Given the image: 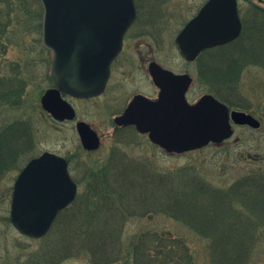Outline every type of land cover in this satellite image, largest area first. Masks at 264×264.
<instances>
[{"label":"rangeland","instance_id":"374dc122","mask_svg":"<svg viewBox=\"0 0 264 264\" xmlns=\"http://www.w3.org/2000/svg\"><path fill=\"white\" fill-rule=\"evenodd\" d=\"M155 1L154 22L157 31H160L151 41L146 38L139 41L138 43H145L143 48L138 49L136 42L133 45L127 44L130 52L135 53L136 58L139 55L147 57L149 49L146 43H151L153 52L150 57L148 56L149 60L159 62L175 73L187 72L193 77L187 96L190 102L208 93L221 100L211 91L218 89L213 81L204 77L212 73L214 70L209 72L208 69L216 67L217 61L228 53L216 49L202 52L200 59L204 64L202 70L204 74L199 77L197 65L187 64L175 43L179 30L207 0ZM238 7L242 24L243 18H246L248 27L256 25L261 32L259 35H264V19L255 21L251 17L255 7L264 10V0H238ZM40 9L38 0H20L17 12L21 11V23H12V34L3 39L6 48L1 49L0 54V75H16V79L22 81L19 106L0 104V128L19 119L27 120L34 132L35 147L29 158L1 172L0 264H28L32 256L36 257L35 254L41 256L42 251L48 250L52 251V257L60 258L55 264H98L95 262L96 257H92L90 246L86 245L85 251L83 249L76 251L77 248H74V245L84 241V236L74 238L76 235L73 231L77 223L72 221L67 223L72 218L69 217L73 211L71 205L68 212L63 215L64 218L59 217L62 220H57L55 227H51L53 235L51 239L27 238L18 233L9 221L14 182L27 161L43 152L57 154L70 160L69 172L78 186V198L91 193L90 186L95 178H121L122 172L126 173L125 177L128 179L138 180L142 184L138 191L134 190L135 193L131 195L132 203L119 210L115 206L110 207L116 216L98 215L96 222L88 225L86 229V242L106 245L104 254L109 256L108 264H135L131 259L133 257L128 253L130 242L143 239L147 245L157 236L167 239V246L163 247L162 252L164 255L170 253L169 264H212L209 244L214 239L200 235L186 225L187 215L179 218V211L174 215L169 210L166 212L163 207H156L154 205V203L157 205L156 199L163 198H159L157 192L150 190L151 186L149 192L143 190L145 178L151 180L154 176H165L169 178L168 182L171 184L178 183L186 174H188L186 177L209 182L212 186L229 193L225 197L211 195L202 199L206 207L204 209L210 210L213 218L221 212L224 213L222 221L228 242H224L221 239L223 236L218 234L219 229H222L219 225L216 232L214 231L215 236L219 235L216 238V249L219 250L223 245L229 246L230 256H242L250 244L247 237L253 231L254 245L243 264H264L262 206L264 198L250 195L253 193L255 182H251L250 185L241 182L246 178L256 181L258 180L256 178H264V68L261 65L243 68L236 94L233 91L228 95L229 104L221 100L231 111L252 114L261 123L259 129L234 127V135L223 144H211L204 149L181 155L167 154L152 145L146 136L127 130L114 133L111 113L104 108L106 96L91 100L68 99L76 112V119L72 121L55 122L42 110L40 99L46 90L54 86L50 75L51 54L40 44L41 16H38ZM13 16L16 17V14ZM219 65L223 63L220 62ZM133 69L125 66L120 76L117 70L114 79L122 82L118 102L125 101L127 95L140 90L141 80L137 76L139 71L136 67ZM17 85L18 83H15V86ZM16 100L17 97L12 100L13 103ZM76 121L89 124L97 132L101 144L98 151L87 153L82 149L75 128ZM126 166L129 171H124ZM198 194H194L192 200H196L197 197L200 204L201 194ZM169 199L166 196V200L170 201ZM147 201H149L147 206L140 204ZM187 210L188 208L185 211ZM76 219L82 221L81 215H77ZM64 221L66 224H63ZM245 221L251 223L252 229L249 225L243 226L242 222ZM200 224L199 222L197 225L201 226ZM60 227L62 228L58 231ZM80 237L83 240H80ZM214 254L217 264L218 254L215 251Z\"/></svg>","mask_w":264,"mask_h":264},{"label":"water","instance_id":"95a60500","mask_svg":"<svg viewBox=\"0 0 264 264\" xmlns=\"http://www.w3.org/2000/svg\"><path fill=\"white\" fill-rule=\"evenodd\" d=\"M42 7L41 45L51 53L54 87L40 99L42 109L58 121L72 120L75 112L61 94L74 98L100 95L111 62L122 48L125 32L135 18L134 0H39ZM237 0H207L176 37L181 56L194 60L205 49L225 45L241 33ZM158 68L152 71L160 88L158 99L135 97L119 126L133 125L150 142L169 154H182L232 137L233 125L260 127L251 114L230 111L210 94L195 104L185 98L188 75ZM76 130L87 151L99 148L97 134L85 122ZM77 186L67 162L53 153L32 158L18 174L12 191L10 222L17 232L32 239L47 234L58 212L70 205Z\"/></svg>","mask_w":264,"mask_h":264},{"label":"trees","instance_id":"16d2710c","mask_svg":"<svg viewBox=\"0 0 264 264\" xmlns=\"http://www.w3.org/2000/svg\"><path fill=\"white\" fill-rule=\"evenodd\" d=\"M19 3L20 0H0V54L2 53L1 49L6 48L3 39L12 34V23H21V11H19V13L17 12ZM41 11L42 9H40L38 14L39 17L42 14ZM26 12L31 14L28 10H26ZM13 14H16V17L13 16ZM251 17H253L252 19L255 21L260 20V18L264 19V10L259 9V7H255ZM243 23L242 33L237 40L225 46L215 48L218 51H226L228 54L217 61L218 65L216 67L213 69H208L209 72H212V70L214 71L212 73H208V75L204 77L205 79L213 81L214 85L218 89H212L211 91L220 97L221 100H225V103L227 104L230 102L228 100V95H230V93L233 91H235V94L237 92L239 78L241 72L244 70L243 68L258 65H261L264 68V35H259L261 32L256 25H253V27H248L246 24V18H243ZM220 62H222L223 65L220 66ZM15 83H18V85L15 86ZM21 84L22 81H18L16 79V75H0V104L4 106L9 104L19 106L18 100L22 96ZM226 92H228V94ZM224 94L226 96H223ZM16 97L17 100L15 103H13ZM33 135L34 132L32 131V128L30 127V124L27 122V120L19 119L0 128V177L1 172L6 171L11 166H17L24 159L26 160L31 156L35 148ZM124 171H129L128 167L124 169ZM187 175L188 174H186V176ZM125 176L126 173L122 172L121 178H95L90 186L91 193L81 195L80 198H78V196L76 197L75 201L71 205V207H73V211L72 215L69 217L72 218L67 221V223L70 221L77 223L73 231L76 235L74 238H77V236H84L85 241L87 232L86 229H88V225L96 222V216H116L115 211L111 210L110 207L115 206L116 209L118 208L119 210L123 206L132 203L133 200L131 195L133 196L135 193L134 190L137 192L138 188H140L142 184L138 182V180H133L131 178L128 179ZM186 176H184V178L178 183L171 182V184L168 182L169 178L165 176H154L151 180H148L149 178H145L146 181L143 182V190L149 192L148 189L151 186L150 190L157 192L160 195L159 198H163L161 200L156 199L157 205L154 203L156 207H163L166 212L171 211V213L174 215H176V211H179V218L187 215V222L185 221L186 225H188L190 228H193L196 232L200 233V235L214 239L212 243L209 244V255L212 264H216L214 251L218 254L217 264L245 263L246 257L254 245V243H252L253 231H251L250 235L247 237L250 240V244L242 256H230L228 250L229 246L225 247L223 245L219 250H217L215 245L217 240L216 238L219 235L223 236L221 239L224 242H228L225 236L226 232L224 231V223L222 221L224 220L222 219L224 217V213L221 212L216 218H213V213H210V210L208 209H204L206 207L204 205V201H202L204 197L208 198L211 197V195L225 197L226 195L228 196L229 193L212 186L209 182L207 183L203 180ZM256 179L258 180L256 181L252 180L251 178H246L241 182H247L248 185H250L251 182H255L252 188L253 193L250 195L263 196L264 198V178L261 177ZM168 190L169 194H167ZM194 194L201 196L200 204H198L197 197L196 200H192V196ZM244 195H246V192H244ZM166 196L170 198V201L166 200ZM80 200L81 203H79ZM201 203L203 204L202 211ZM140 204L147 206L149 205V201ZM262 206L264 207V204ZM171 208L174 210H171ZM186 208H188L187 211H185ZM164 210L159 211L164 212ZM66 212H68V208L64 209L58 214L52 225V228L55 227L58 221H61L64 218L63 215ZM122 213L125 212L122 211ZM77 215H81L82 221H78L76 219ZM199 222L201 223V226L197 225ZM242 223L244 227L249 225V227L252 229L251 223L249 221ZM63 224H66V221H64ZM239 224L241 223L239 222ZM219 225L222 226V229H219V235L215 236L214 231L216 232V229H218ZM61 228L62 227H60L58 231ZM62 231L63 230H61V233ZM51 233L52 232L50 230V232L45 236V240L52 238L53 235H51ZM79 239L83 240L81 237ZM84 241L74 245V248H77L76 251H80L82 249L85 251L86 245H88V247L90 246V249L92 250V257H96V263L108 264L109 256L104 254L106 252V245L104 243L96 244ZM164 246H167V239H164L163 236H157L155 239L150 241V244L147 243V245L143 239H137L136 241L130 242L128 253H130V255L133 257L131 259L134 260L135 264H169V259L171 258L169 257L170 253L168 255L163 254L162 251H164ZM35 255L36 257L32 256L29 259L28 264H55L60 259H57L56 256L52 257L51 250L42 251L41 256H37V254ZM161 256L162 258H160Z\"/></svg>","mask_w":264,"mask_h":264},{"label":"flooded vegetation","instance_id":"af4514ba","mask_svg":"<svg viewBox=\"0 0 264 264\" xmlns=\"http://www.w3.org/2000/svg\"><path fill=\"white\" fill-rule=\"evenodd\" d=\"M134 2H135V10H136L135 11V18L131 22L132 24L127 29V31L123 37V42L121 43L122 49H121L120 53H118L116 58L110 64L109 75H108V79L106 81L104 90L100 93V95H98L96 97H92V98H72V97H69V96L62 94V98L65 101H67L69 104H70V102L68 99L91 100V99L106 96L107 98H106V101L104 104V108H105V110L110 111V113H111L110 118H111L114 133H117V132H120L123 130H127L128 132H135L136 134H139L136 131L135 126H133V125L119 126L115 123V119L120 117L121 115H123V113L125 112L128 105H130V102L135 97H137L139 95L148 101H155L158 99V95L160 93V88L155 83L154 77L152 76V71H156L157 73L160 71V70L158 71V68H156V66L161 68L164 71H169V72H172L176 75H179V74L180 75H188L191 78V83H190V86L188 87V90L186 92V99L190 104L195 103V101L190 102L187 98L188 92H189L190 87L193 83V77L187 72L175 73L174 71H172V70L164 67L163 65H161L159 62H157L153 59L149 60L148 56L150 57L152 55V52H153V47H152L151 43H149V42L146 43L147 48L149 49V51L146 54L147 57H145L144 55H139V57L136 58L135 53L130 52V48L128 47L127 44L130 43L133 45V43H135V42L138 43L139 41H143L144 38L151 41L152 38L156 34L159 33L158 31H160V30L157 31L156 26H155V22H154V20H155L154 17L156 16L154 3L156 1L155 0H139V1L135 0ZM186 23L184 24V26L186 25ZM183 27H182V29H183ZM182 29H180V30H182ZM180 30L177 33L176 37L180 33ZM176 37H175V40H176ZM144 45H145V43H138L137 48L138 49L143 48ZM201 54L202 53L198 54V56L194 60H191V61H187L183 58L187 64L195 63L197 65L196 67H198L199 77H201L202 73H203V71H202L203 70V62L200 59ZM125 66L131 67V70H134L133 68H135V67L137 68V70L139 71L137 73V76L141 80V83H140L141 86H140V90H136L133 93L127 95L125 101L118 102L117 99H118L119 89L121 86L120 84H122V82H118V79H114V78L117 76V70H119L118 75L119 76L122 75V73H123L122 69ZM140 66H142V68ZM196 73H197V71H196ZM74 111H75V109H74ZM75 116H76V112H75ZM75 119L76 118L74 117V119H72V120H75ZM72 120H66V121H72ZM78 122H82V121H76V124ZM75 128H76V125H75ZM139 135H141V134H139ZM143 136L147 137V135H143ZM100 148H101V146H100ZM98 150H96V151H98ZM96 151H85V152L93 153ZM67 161H68V164H70V160H67Z\"/></svg>","mask_w":264,"mask_h":264}]
</instances>
